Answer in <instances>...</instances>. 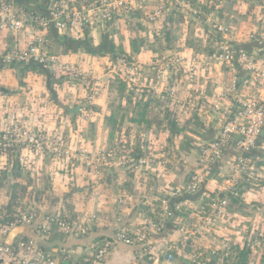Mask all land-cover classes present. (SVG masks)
I'll list each match as a JSON object with an SVG mask.
<instances>
[{"label":"built area","instance_id":"1","mask_svg":"<svg viewBox=\"0 0 264 264\" xmlns=\"http://www.w3.org/2000/svg\"><path fill=\"white\" fill-rule=\"evenodd\" d=\"M179 1L157 0V7L150 11L149 0H93L81 6H78L75 0H53L43 14L18 9L15 2H2L0 31L14 33L24 31L27 40L17 49L0 51V63L34 62L79 81L85 87L86 93L76 107L77 117L79 121L91 120L96 114L95 102L101 91L104 76L97 75L91 70L72 67L68 62L61 61L59 56L48 51L44 39L33 36L29 29L39 26L47 30L52 26L58 31L79 36L94 30H109L115 26L116 20L139 21L141 17H145L150 23H155L157 19V24H160L165 15L174 8L179 10L185 7L191 14H197L186 1ZM207 27L223 40L214 55L196 64L180 53L162 59L156 63L157 71L153 81L146 86L157 95L165 90L168 77L172 75L176 82L193 89L198 95L196 101H191L196 104L191 105L190 109H195L196 105L199 107L208 104L213 110H221L222 114L214 137L197 145L194 166L187 172V178L182 179L181 185L172 187L160 200V211H154L152 214L156 216V220L144 218L139 229L129 233L123 225L122 218H118L119 227L114 236L104 240L93 256L78 262L69 251L61 249V258L57 260L42 249L41 242L48 238L53 229L70 236L84 234L87 232L85 225L66 219L60 212L50 213L44 217L43 223L35 224L36 212L32 208L25 209L21 206L10 215L6 212L0 213V264H99L107 259L116 242L141 246L155 264H176L175 245L163 248L162 259L155 257L152 245L155 242L153 237L159 234L167 220L176 221L177 215H184L183 211L188 210L185 207L189 201L182 200V197L193 198L197 203L204 204L202 208L191 211L189 215L193 218L191 224L179 222L177 230L180 240L186 243L187 239L208 236L217 231L229 212L227 195H236V190L243 187V183L248 182L252 187L260 186L256 184V180L264 179V166L259 165L258 156L264 148V65L258 63L242 46L231 45L229 28L218 21H209ZM261 39L264 40L263 37ZM208 61H214L217 65L236 66L240 74L252 78V88L258 87L259 94L242 95L236 70L234 76L226 83V88H223L219 95L215 94L214 98L209 99L205 89L200 90L199 86L195 85L198 78L203 77L199 71L205 68V62ZM126 63L122 60V67L127 73L126 79L135 84L138 66L135 64L127 66ZM119 71L123 70L119 68ZM228 95L232 98V103L226 106L222 102L226 101ZM155 144L150 147L141 140L136 144L130 143L126 147H119L116 152L111 148L92 149L86 145L76 147L70 144L63 131L35 130L21 123H11L0 129V169L12 167L9 163L10 158H15L17 164L28 168L39 159L46 162L50 158L57 160L66 158L68 161L79 162L84 170L95 175L104 170L117 168L139 174L157 164L166 168L167 165L176 162L174 158L178 148L164 143L157 146ZM137 149L140 153H137ZM227 150L234 152V156L229 160L230 173L222 179L212 178L213 175L209 177L219 163L225 160ZM221 170L219 168V171ZM119 202L123 203V200ZM181 219L184 221L183 217ZM25 227L32 228L31 236L22 233V228ZM231 228L236 230L234 225ZM242 242L251 252L248 264H258L253 257L261 253L263 248L261 240L243 236ZM210 247L212 256L221 259V264L232 252L231 249H223L214 243ZM189 264L208 263L190 259Z\"/></svg>","mask_w":264,"mask_h":264},{"label":"crops","instance_id":"2","mask_svg":"<svg viewBox=\"0 0 264 264\" xmlns=\"http://www.w3.org/2000/svg\"><path fill=\"white\" fill-rule=\"evenodd\" d=\"M10 1L16 3V0H0V4ZM52 1L50 0V5ZM242 1H249L251 7H257L258 5L260 8L258 11L264 12V0ZM78 6H81V4ZM219 6L222 9L225 8L224 3L221 1ZM17 8L22 10L19 6ZM209 21L211 19L208 16L203 17L202 24L207 29H209L207 27ZM206 28H204L205 31L207 30ZM116 29V26H114L109 29V32L111 34L115 33ZM29 30L32 31L33 36L42 37L48 51L59 56L61 61L68 62L72 67L91 70L97 75L99 74L97 59L91 53H85L80 50L63 51L62 46H58L59 49H56L54 44L52 45L53 41L50 38L52 34L54 38L57 36L65 37L64 41L69 38L75 40L85 36V34L75 36L69 32L58 31L52 26L47 30L39 26H33ZM102 32L103 30H98L91 34V31L88 35L89 37L98 36L100 38L103 34ZM230 37L231 45L242 46L249 54L254 56L258 63L264 65V40L261 39V37L264 38V25L261 26L260 30H258V26H255V30L251 31L248 39L243 38V35L238 36L236 33L233 36V31ZM26 40L27 37L24 31L18 33L0 31V51L17 49L23 46ZM221 41L223 40L207 42L205 46L214 48L211 54L203 50L192 49L189 53H186V57L194 64L200 63L201 60L205 61L206 57L216 53ZM179 52L181 50L173 51V49L169 48L160 54L157 53V63L162 58H169ZM205 63V68L199 71V74L203 77L198 79H200V86L205 88L209 99L214 98L215 94L219 95L223 88H226V83L234 76L236 70L239 75L238 85L241 88L242 95L249 91L247 90L248 88L252 89L251 93L259 94L257 93L258 87L253 86L252 88L250 79L244 74H240L236 66L222 65L219 67V65L214 64V61ZM22 64L24 65L23 67L21 66ZM30 64L34 66H29ZM55 73L47 67L34 62L0 63V129L11 123H21L25 127L34 128L35 130L63 131L64 136L67 137L71 145L76 147L86 145L80 139V135L77 134L78 128L80 129L87 124L93 126L97 123L98 118L95 120V116L99 115L100 110H103L101 109L99 96L95 102L96 114L94 118L88 121H79L76 107L84 97L86 89L79 81L65 77L59 72H57L59 75ZM199 88L200 90L203 89ZM162 96L168 99V105L173 109H176L175 105L177 106L178 101L190 99L194 102L198 97L193 89H188L185 85L179 84L172 75L168 77L165 90L157 94V97ZM231 100L232 98L228 95L226 101L222 103L227 106L232 103ZM199 111L200 114L197 115L199 119L205 125H210L215 133L222 115L221 110H213L210 105L202 104V106L199 105ZM176 112L179 118H184L185 115L180 114L179 111ZM108 113L107 111L105 114ZM206 116L209 118H206ZM95 126L97 127L98 124ZM195 133L197 135L194 139L179 135L170 143L171 145L169 146L177 148L178 145L181 146L185 138H190L191 140L186 147V152H183L182 148L180 150V147H178L179 151L176 152L174 158L176 162H172L166 168H162L157 164V166L146 169V171H142L139 174L117 168L104 170L100 174L95 175L93 172L88 173L84 170L79 162L68 161L66 158L59 160L50 158L43 162L44 167L34 169L32 166L30 168L22 167L16 163L15 158H10L9 163L12 167L0 169V213L6 212L4 206L8 202V187L10 183L18 180H27L28 183L25 186L27 194L22 199V206L25 209L32 208L36 212L35 224L43 223L44 217L50 213L60 212L66 219L77 221L79 224L85 225L87 229L86 233H79L74 236L66 235L59 230L53 229L48 238L41 242L42 249L57 260L61 258L60 250L65 249L72 254L73 258L75 257L78 262H81L84 258L95 254L97 249H94V245L98 236L106 239L114 236L119 227L118 218H122L123 225L129 233H134L138 230L144 218L156 220V216L152 214L154 211H160V200L167 195L172 187L181 185L182 179L186 177L187 172L192 170L194 166L197 145L204 140L201 132L196 131ZM100 137L97 134L95 138L91 139V142H88L90 145L86 146L92 149L100 148L107 139L106 135L105 137ZM159 141L157 137V145H159ZM127 143L129 145L133 142L125 139L122 146ZM155 143L152 142V144ZM162 143L166 144L165 142ZM114 145H118V143L114 142ZM258 156L260 160L264 159V148L258 153ZM227 159L229 157L219 163L215 172L219 171V168L228 169L224 167ZM39 161L41 160L39 159ZM15 170H17L15 173L18 174L16 177L14 175ZM215 172L212 178H218L219 174L218 172L215 174ZM145 173H151L152 175L144 178ZM43 179L48 182L45 187L39 183ZM144 181L149 183L150 186H146ZM149 181H151L152 185ZM31 196H33V199L30 200ZM227 196L238 198L239 203L237 202L236 204L241 206V208L235 209L236 213L229 214L228 212L225 221L218 226L216 232L208 236L187 239L186 243L180 240L177 230L179 222L185 225L191 224L193 221V218L189 216L191 211L202 208L204 204L197 203L193 198L182 197V200L189 201L187 207H185L188 210L185 209L183 211L184 215H177V222L173 221V219L167 220L159 234L153 237L155 242L152 246L154 253H156L155 257L162 259L161 251L163 248L167 245H175L177 247L175 253L176 264L181 261L190 263V259L207 262L208 264H221L222 260L214 258L211 254L212 248L210 246L212 243L223 249H231V257L236 249L244 247L243 236L260 240L256 235L259 232H264V186L261 188L257 186L250 187L248 189L240 187L236 190V195L229 194ZM120 200H123V203H120ZM182 217L184 221L181 219ZM232 225L236 226V230L231 228ZM22 229V233L27 236L32 235V228L25 227ZM143 250L141 246H130L116 242L107 259L102 260L99 264H155L154 260H148V256ZM260 252L258 256H255L258 264L264 263V246Z\"/></svg>","mask_w":264,"mask_h":264},{"label":"rangeland","instance_id":"3","mask_svg":"<svg viewBox=\"0 0 264 264\" xmlns=\"http://www.w3.org/2000/svg\"><path fill=\"white\" fill-rule=\"evenodd\" d=\"M75 1L79 5L82 3H90L93 0ZM200 1H203L205 3L207 9L210 6H219L220 1L224 3L225 8L221 9L220 11L211 9L205 10L201 9L200 7L195 8L191 5L192 8L196 11V15L191 14V12L187 11L185 7L180 8L179 11L181 12V16H177L174 18L175 26L173 29H171L168 34V37L171 36L170 42L167 44V42L164 41L165 37L163 35L164 38L162 36L160 37V44H162L163 46L168 45V47L170 45L173 51L181 50V52L179 53L186 56V53H189L192 49L196 48L197 50H202V48L210 40L209 36H215L216 40L220 41L221 39L214 33V31L207 29L206 26L202 24L203 17L206 16H208L211 21L217 20L223 26L229 28L231 32L233 31V36L236 33L238 34V36L243 35V38L246 39L250 38L249 35L251 34L252 30H255V26H258V30H260L261 26L264 25V12H260V10L258 11V9H260L258 5L257 7L255 6L256 8L254 6L251 7L249 1L243 2L242 0H231L228 1L229 3L227 2V0ZM179 2H181V0ZM187 4L189 5L188 2ZM155 7H157V0H149V10L154 11ZM139 17L140 16H138V18ZM118 21L119 20H116L115 22V26L117 28V31H115V33L111 34L107 29L102 32L103 34L100 38H98V36L89 37L87 33L85 34V36H81L76 39L78 41H83V43H85L88 47L98 50V52L93 56H95V58L97 59V65L99 68L100 76H104L102 78L101 91L99 92L100 105L101 109L103 110H100L99 115L97 114V116H95V120H97L98 118V121L95 125L98 124V126H89L87 124L80 129L78 128V132L76 131L77 134L80 135V139L86 145H90V143L88 142H91V139L93 137L95 138L97 134L100 137L101 133L100 138H102V136L105 137V135L107 138L106 119L104 115L107 111L109 112L112 107L122 104L124 106V111L126 114L131 112V106L127 104L125 99H121L119 97L118 85L113 84L112 86V82L123 81L126 84L127 88L132 89L136 94H139L142 91H148L151 95L157 97V95H154L150 89L146 88V86L148 83L153 81L155 72L157 71V53L160 54L162 52V50L157 51V29H162V26L164 25L165 21L160 24H157L156 19L155 23H150L145 17H141V19L138 21L141 26L136 25V21L135 25L133 26H131L127 22L125 23ZM144 27L148 30H145ZM204 28H206L208 31L206 30L207 32H205ZM94 32H97V30L92 31L91 34H93ZM141 38L143 39L142 43L140 41ZM109 44H112V47H108ZM119 46L122 47L121 49L123 51H121ZM55 47L56 49H59L58 46ZM102 49H107L108 52L102 53ZM79 50L85 53L87 52L86 49L80 48ZM162 59H166V57ZM122 60L127 62V66L133 64L138 66V70L136 73L137 82L135 84L130 83L126 79L127 73H125L126 71L122 67ZM219 66L221 67L222 65ZM114 67H116L115 72L113 71ZM119 68L123 71H119ZM55 74L59 75L57 72ZM244 76L249 78L251 81L252 78H250L248 75ZM199 80L200 79L196 81L195 85L205 89L203 86H200ZM247 90L249 91H246V93L250 95L252 89L248 88ZM162 98L165 97L162 96ZM195 104L196 103H191L190 99H186L185 101H179L177 103V106L175 105V110L179 111L180 114L185 115L182 120V122L184 123L181 135H183L184 137H191L193 139L197 135L195 133L196 130L194 126H197L196 122L200 120L197 116L200 114L198 105H196L195 109H190V106ZM156 118L157 111H155V109H151L148 117H146V121L143 124H130L125 126L129 128L123 127L121 131L122 134H120V136L116 138L115 141L118 143V145H114L111 150H113L114 152L118 151L119 147H122V143H124L125 139L132 140L134 144L140 142L141 140H144V143H146V145L150 147L154 146L153 144H151L152 142H156L155 146H157V137L160 140L159 143L165 142L166 135H163L161 132H157V127H155L156 125L153 120ZM206 118L209 117L206 116ZM120 141L122 142L120 143ZM202 141L204 142L205 140ZM169 145L171 144H168V146ZM101 147L109 149V147H107L106 142ZM178 147H180V150L182 148L183 152H186L187 150L182 144L181 146L178 145ZM155 164H157V162ZM32 167L34 169L44 167L43 161L39 162L38 160ZM148 175L152 174L145 173V176L143 177L146 178ZM20 181L23 186L28 183L27 180ZM149 182L151 184V181ZM39 183L43 187L48 184L46 179L41 180ZM144 184L146 186H150L149 183L145 181ZM37 194L39 195V193ZM31 199H33V196L30 197V200ZM233 213H236V211L234 210ZM237 213H239V211H237ZM148 260L151 259L148 258Z\"/></svg>","mask_w":264,"mask_h":264},{"label":"trees","instance_id":"4","mask_svg":"<svg viewBox=\"0 0 264 264\" xmlns=\"http://www.w3.org/2000/svg\"><path fill=\"white\" fill-rule=\"evenodd\" d=\"M184 1L190 3L195 8L200 7L201 9H205V10L211 9V10H217V11H220L222 9L221 6H213V7L210 6L207 9V6L205 5V3L200 0H184ZM228 1H231V0H227V2ZM16 4L23 10L41 12L43 14L44 11H46L47 8L49 7L50 0H16ZM177 16H181V12L178 9H174L170 11L168 14H166V17H165L166 20L164 19L165 23L162 26V29L160 30L157 29V45H158L157 51L162 50L163 52L164 50L171 48L170 45L168 47V45L163 46L162 44H160V37L161 36L163 37L164 35L165 37V38L163 37L164 41L167 42V44L170 42L171 36L168 37V34L171 31V29L174 28L175 26L174 18ZM126 22L129 23L131 26L135 25V21L126 20L125 23ZM136 25L141 26V24H139L138 21H136ZM145 30H148V29L146 28ZM209 37H210L209 41L216 40L215 36H209ZM50 38L53 41L52 45L54 44V46H62L63 51H68V50L77 51L80 48H82V49H86L87 52L91 53L92 55L98 52V50L88 47L85 43H83V41H78L76 39L74 40L72 38L66 39L64 41L59 36L54 38L52 34ZM140 41L142 43L143 39L141 38ZM216 42H218V40H216ZM52 45L50 46L52 47ZM108 47H112V44H109ZM119 48L121 49L122 47L119 46ZM202 50L204 52H208L211 54L214 51V48L205 46L202 48ZM121 51L123 50L121 49ZM101 52L106 53L108 52V50L102 49ZM29 66H34V65L30 64ZM113 84L118 85L119 97L121 99H125L127 104H129V106H131L132 109L130 113L126 114L124 111V106L121 104V105L112 107L109 113L104 115L106 119L107 147L109 148L113 147L114 142L116 141V138H118L120 134H122L121 131L123 127L129 128L125 126L130 125V124H137V125H140V123L143 124L146 121V117H148L151 109H155V111H157V118L153 120L156 125L154 126L157 127V132H161L163 135H166L165 137L166 144L172 143L175 137L181 135L182 129H183L182 127L184 123L182 122L183 119L179 118L175 109L169 107L168 102H167L168 99L166 97L165 98L156 97V96L151 95L148 91H142L141 93L136 94L134 93L132 89L127 88L126 84L123 81H114L111 83V85L113 86ZM230 117L231 115H229V118ZM196 123H197V126H194L195 130L201 132L202 139L206 141V140H211L214 137V131L211 129L210 125L208 126L205 125L201 120L197 121ZM190 142H191L190 138H185L182 141V145L186 148ZM126 146H128V143L125 144V147ZM137 153H140L138 149H137ZM229 154L231 155L229 156ZM233 156H234V152L232 150H227L225 152V158L229 157V159L225 161L224 167H227L228 169L226 170L222 169V171H218L219 179H222L223 177L227 176L228 173H230L229 160ZM260 164L264 165V159H261L259 161V165ZM14 175L15 177L18 176L17 173H15ZM20 182H21L20 180L13 181L12 183H10L8 187L9 198H8L7 204L4 206L5 207L4 209L6 210L7 215H10V213H13L15 209L22 206V199L27 194V192L25 191L26 185L23 186ZM256 184L260 185L259 188H261L262 186H264V179H257ZM242 186H243V189H248L252 187V185L248 182L243 183ZM227 200H228V205H229V214H232L233 211L237 209L238 207L241 208V206H237L236 204L239 201L238 198H235L234 196H231V197L229 196L227 197ZM256 236L260 238L262 243L264 242V232H259ZM104 239L106 238L101 237V236L97 237V239L95 240V245H94L95 250L98 249L102 245ZM250 253L251 252L246 247H241L239 249H236L233 252V255L231 257L224 259L223 264H248V261L251 258ZM179 264H189V263L185 261H181Z\"/></svg>","mask_w":264,"mask_h":264},{"label":"water","instance_id":"5","mask_svg":"<svg viewBox=\"0 0 264 264\" xmlns=\"http://www.w3.org/2000/svg\"><path fill=\"white\" fill-rule=\"evenodd\" d=\"M60 38H61L62 40H64L65 37L61 36ZM21 66L23 67L24 65L22 64ZM15 172H17V170H15L14 173H15ZM213 174H214V171L212 172V174H211L209 177H211Z\"/></svg>","mask_w":264,"mask_h":264}]
</instances>
